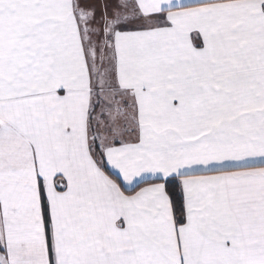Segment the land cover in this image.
Wrapping results in <instances>:
<instances>
[{"label": "snow or ice", "instance_id": "snow-or-ice-1", "mask_svg": "<svg viewBox=\"0 0 264 264\" xmlns=\"http://www.w3.org/2000/svg\"><path fill=\"white\" fill-rule=\"evenodd\" d=\"M0 264H264V0H0Z\"/></svg>", "mask_w": 264, "mask_h": 264}]
</instances>
